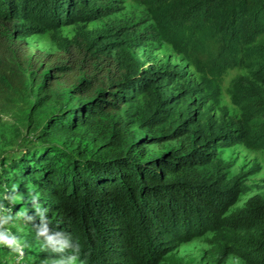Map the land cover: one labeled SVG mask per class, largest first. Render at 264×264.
Returning <instances> with one entry per match:
<instances>
[{
	"label": "trees",
	"instance_id": "trees-1",
	"mask_svg": "<svg viewBox=\"0 0 264 264\" xmlns=\"http://www.w3.org/2000/svg\"><path fill=\"white\" fill-rule=\"evenodd\" d=\"M147 1L166 30L175 11L208 15L216 48L232 46L252 78L231 82L240 116L214 121L179 106L165 86L170 71L145 67L101 33L78 27L52 34L54 52L29 49L26 37L82 19L94 0H0V112L19 111L33 129L16 155L0 156L2 220L29 222L20 248L0 245V264L19 249L33 264H160L206 232L223 242L212 264L229 254L264 264V194L232 209L247 188L217 157L237 143L264 149V0ZM137 94L146 100L140 124H167L160 138L177 144L152 151L144 142L160 138L128 126L121 111ZM35 237L45 240L36 252Z\"/></svg>",
	"mask_w": 264,
	"mask_h": 264
},
{
	"label": "rangeland",
	"instance_id": "rangeland-1",
	"mask_svg": "<svg viewBox=\"0 0 264 264\" xmlns=\"http://www.w3.org/2000/svg\"><path fill=\"white\" fill-rule=\"evenodd\" d=\"M94 1L92 7L96 12L91 11L92 7L87 10L81 8L79 14L84 16L82 19L77 17L78 20L64 24L55 31L46 30L26 37L29 49L54 52L57 45L52 34L71 37L78 27L92 35L101 33L103 38L117 43L113 47L125 46L137 55L145 67L170 71L171 78L166 76L165 86L169 94L180 100L179 106L187 103L196 115L203 114L214 121L230 122L240 116V109L231 98V82L238 76L249 75L252 78L246 66L234 59L232 46L221 50L216 48L220 34L214 30L207 14L196 13V7L175 11L168 15L171 27L166 30L155 15V8L147 0ZM88 12L89 16L86 15ZM261 86L264 90V85ZM145 101L143 94H137L124 105L121 114L128 119V126L139 134L160 138L167 124L155 127L140 124L147 116ZM32 134L33 129L26 127L19 111L0 112V156L7 158L16 155ZM177 143L176 139L161 137L156 141L148 139L144 145L152 151H160ZM217 157L227 164L228 177L239 176V181L247 188L232 209L242 206L252 194H264V149L237 143L220 147ZM28 233V221L17 219L12 224H6L0 215V234L16 241L11 247L20 248ZM34 241L30 250L36 252L42 248L45 240L35 237ZM0 245L9 246L2 242ZM222 245L223 242L213 239L212 232H206L181 243L160 264H212ZM20 251L15 256H8L7 264H33L31 254L27 256L28 260H20ZM68 262L79 264L73 259ZM225 264L245 263L237 255L229 254Z\"/></svg>",
	"mask_w": 264,
	"mask_h": 264
},
{
	"label": "clouds",
	"instance_id": "clouds-1",
	"mask_svg": "<svg viewBox=\"0 0 264 264\" xmlns=\"http://www.w3.org/2000/svg\"><path fill=\"white\" fill-rule=\"evenodd\" d=\"M44 234V233H41ZM46 239L48 240L49 243L53 244L54 246L57 247L58 250H63L65 247L68 246L67 241H61V240H56L52 236H47ZM0 242L5 243L9 246H12L16 243L13 239H8L5 237L3 234H0ZM75 258H73L74 260Z\"/></svg>",
	"mask_w": 264,
	"mask_h": 264
}]
</instances>
